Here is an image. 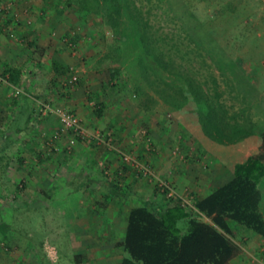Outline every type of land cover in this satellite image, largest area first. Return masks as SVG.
I'll list each match as a JSON object with an SVG mask.
<instances>
[{"label": "crops", "instance_id": "crops-1", "mask_svg": "<svg viewBox=\"0 0 264 264\" xmlns=\"http://www.w3.org/2000/svg\"><path fill=\"white\" fill-rule=\"evenodd\" d=\"M52 10L45 0H0V264H65L61 254L67 246L73 264H121L127 256L121 244L129 211L146 202L158 204L161 195L152 185L146 187L139 171L121 163L118 152L152 161L178 195L197 178V171L182 165L165 171L167 156L143 149V113L135 111L127 120L121 114L123 102H105L111 115L98 120L104 124L99 133L112 148L89 140L68 149L62 140L58 152L63 154H50L41 133L59 122L55 116H43L41 104L69 110L89 130L100 115L85 112L84 92L94 83L82 78L80 86L65 85L69 71L86 57H69L63 42L68 22L63 9L57 8V15ZM220 181L218 176L207 189L200 180V186L191 182L197 200ZM38 213L43 216L36 222L37 232L28 231L26 220ZM34 234L42 237L33 243ZM240 248L230 264L244 263Z\"/></svg>", "mask_w": 264, "mask_h": 264}, {"label": "rangeland", "instance_id": "rangeland-1", "mask_svg": "<svg viewBox=\"0 0 264 264\" xmlns=\"http://www.w3.org/2000/svg\"><path fill=\"white\" fill-rule=\"evenodd\" d=\"M50 1L47 3L50 4ZM66 1L52 0V12L57 15V8L63 9L61 15L68 22L69 32L63 42L69 57L73 56L75 60L82 55L86 57L73 66L68 79L76 76V85L80 86V79L87 78L94 83V87L100 88L99 91L94 89L91 83L86 86L85 112L90 117L94 111H100V115H96V127L90 130L83 128L105 140L100 134L104 124L98 122L99 116L111 115L105 105L107 102H123L120 105L121 114L127 120L134 118L132 113L135 111L143 113V149L152 154H165V171L178 165L197 171V178L191 179L184 194L178 195L172 183L157 173L159 170H154L152 161L144 159L140 162L127 153L119 154L121 163L141 173L147 188L149 185L156 188L161 195L158 204L168 203L166 196L159 191L158 181L167 182L177 196L192 199L190 203L193 204L198 193L192 189L191 182L200 186V180L207 189L220 176V183L225 184L233 177L235 165L260 154V137L264 134V0H132L147 19L164 54L201 83L211 96L220 94L218 103L227 110L228 117L235 116L240 123L243 119H251L255 135L235 144H219L203 133L197 107L191 98L177 109L164 102L148 86L143 79V51L132 39L134 24L123 23L127 20L122 19L120 26L111 28L98 15L79 16L78 7L75 4L66 7ZM72 32H76L75 36L79 39L74 41ZM149 67L147 75L161 88L165 83L173 89L186 91L184 82L179 78L167 75L152 63ZM58 128L59 125L52 131H42L41 137L48 140ZM67 139L68 135L61 136L57 141L58 147L62 140L67 142ZM111 143L109 148H112ZM48 151L56 155L54 157L62 153ZM123 156L129 162L124 161ZM141 168L149 173L145 175ZM217 185L215 189L219 187ZM153 188H150L151 192ZM258 188L262 195L260 211L264 217V178ZM187 209L194 219L207 220L198 216L191 207ZM42 216L43 213H38L28 217V231L37 232L35 225ZM179 228L186 231L184 223H180ZM40 237L34 234L31 241L38 242ZM55 238L51 236L53 241ZM234 240L244 249V263L241 264H264V242L255 240L251 233L238 231L234 233ZM68 249L69 246L62 252V261L73 264L74 257ZM117 254L114 255L119 256Z\"/></svg>", "mask_w": 264, "mask_h": 264}, {"label": "trees", "instance_id": "trees-1", "mask_svg": "<svg viewBox=\"0 0 264 264\" xmlns=\"http://www.w3.org/2000/svg\"><path fill=\"white\" fill-rule=\"evenodd\" d=\"M64 4L66 7L75 4L82 17L91 13L98 15L111 28L120 26L122 19L127 20L123 23L134 24L132 39L143 51V79L174 108H182L191 98L197 107L201 129L209 139L219 144H235L255 135L251 119L240 123L235 116L228 117L227 110L218 103L220 94L211 96L201 83L164 54L147 19L132 0H67ZM150 63L183 81L186 91L165 83L161 88L147 75ZM213 82L216 84L215 79ZM260 138V154L235 165L233 177L227 183L193 202L195 213L204 216L208 223L194 219L178 198L167 199L166 204L146 202L132 208L121 244L127 256L121 264H230L241 253L234 240L235 231L251 233L264 240L258 189L264 178V134ZM180 223L186 225L185 232L179 228Z\"/></svg>", "mask_w": 264, "mask_h": 264}, {"label": "built area", "instance_id": "built-area-1", "mask_svg": "<svg viewBox=\"0 0 264 264\" xmlns=\"http://www.w3.org/2000/svg\"><path fill=\"white\" fill-rule=\"evenodd\" d=\"M5 2H9V0H4ZM30 21L28 22V24ZM77 77L72 76L70 79L67 80L66 86L67 87H73L76 85ZM40 113L43 116L52 115L55 116L58 119L59 122V128L56 130L47 141V145L49 147L48 150H53L55 152L58 151V146L55 145L59 138L63 135H68L67 139V148H72L78 141H87V140H94L96 143H107V145H110V140L105 142L99 135L90 134L85 128H83V125L80 121V119L72 112L62 109V108H53L50 105L47 104H41ZM120 155H123L122 153L118 152ZM123 160L126 162H129V159L123 156ZM145 173L147 175V170L141 168V172ZM158 187L159 191L166 196L168 200L178 198L181 201L182 207H191L193 209L192 199H184L182 197L177 196L170 184L167 182L158 181ZM194 210V209H193ZM195 212V211H194ZM200 216V215H199ZM204 217V216H201Z\"/></svg>", "mask_w": 264, "mask_h": 264}]
</instances>
